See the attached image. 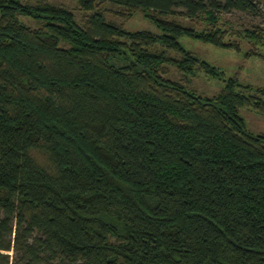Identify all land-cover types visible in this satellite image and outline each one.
Instances as JSON below:
<instances>
[{"label":"trees","instance_id":"16d2710c","mask_svg":"<svg viewBox=\"0 0 264 264\" xmlns=\"http://www.w3.org/2000/svg\"><path fill=\"white\" fill-rule=\"evenodd\" d=\"M260 1L76 0L78 24L44 0H0V264H264V133L238 114L264 115V87L177 40L238 52L240 37L264 59V28L218 23ZM103 2L159 31L105 20ZM197 70L217 93L188 87Z\"/></svg>","mask_w":264,"mask_h":264},{"label":"rangeland","instance_id":"374dc122","mask_svg":"<svg viewBox=\"0 0 264 264\" xmlns=\"http://www.w3.org/2000/svg\"><path fill=\"white\" fill-rule=\"evenodd\" d=\"M22 2L34 3L38 0H21ZM46 2L60 5L70 10L78 24L82 23L83 11L78 9L76 0H44ZM105 20L120 24L125 30H148L158 32L154 23L142 12L134 11L130 15H126L124 10L118 5L103 2L97 6ZM167 19H174L182 25L201 27L202 24L197 20H189L180 15H168ZM19 19L30 25H35L36 20L29 17L20 16ZM219 24L224 27L232 26L233 28H247L258 25L264 28V0L259 2V14L253 16L238 11H230L220 13ZM232 40L238 43L240 50L214 47L210 44L203 43L197 39L180 36L178 42L193 55L201 58L211 65L220 68L224 72V76L235 75L239 82L250 84L252 86L264 87V59L257 55L243 56L246 50L255 49L245 39L240 37H232ZM257 52L264 57V47H258ZM175 55L173 52H168ZM164 77L170 80L182 81L180 73L171 65H166ZM222 85L219 77H210L204 75L197 70L193 77L189 78L188 87L202 95H213L218 92ZM238 114L245 122L246 128L253 133H264V115L257 113L255 110L247 107H239Z\"/></svg>","mask_w":264,"mask_h":264}]
</instances>
